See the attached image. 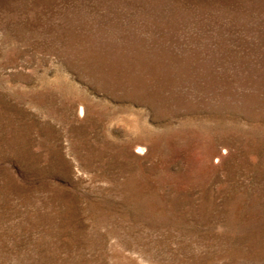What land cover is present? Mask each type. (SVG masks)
I'll use <instances>...</instances> for the list:
<instances>
[{
	"label": "rangeland",
	"instance_id": "obj_1",
	"mask_svg": "<svg viewBox=\"0 0 264 264\" xmlns=\"http://www.w3.org/2000/svg\"><path fill=\"white\" fill-rule=\"evenodd\" d=\"M0 264H264V0H0Z\"/></svg>",
	"mask_w": 264,
	"mask_h": 264
}]
</instances>
